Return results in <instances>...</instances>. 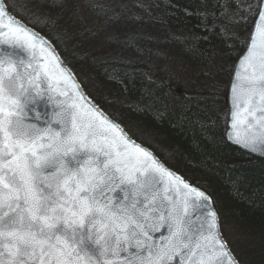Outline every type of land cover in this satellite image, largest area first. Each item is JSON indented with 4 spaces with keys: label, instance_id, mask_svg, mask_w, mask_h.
<instances>
[{
    "label": "snow or ice",
    "instance_id": "snow-or-ice-1",
    "mask_svg": "<svg viewBox=\"0 0 264 264\" xmlns=\"http://www.w3.org/2000/svg\"><path fill=\"white\" fill-rule=\"evenodd\" d=\"M223 7L255 17L226 136L264 154V0ZM33 18L27 0L0 4V264H239L210 197L69 84Z\"/></svg>",
    "mask_w": 264,
    "mask_h": 264
},
{
    "label": "trees",
    "instance_id": "trees-1",
    "mask_svg": "<svg viewBox=\"0 0 264 264\" xmlns=\"http://www.w3.org/2000/svg\"><path fill=\"white\" fill-rule=\"evenodd\" d=\"M27 2L36 18L24 23L51 41L88 97L211 197L239 264H264V158L228 143L222 120L255 17L239 22L226 0H73L89 16L70 20L67 0ZM175 62L193 71L188 81L172 72ZM172 81L181 93L170 98ZM235 231L245 239L240 253L229 239Z\"/></svg>",
    "mask_w": 264,
    "mask_h": 264
},
{
    "label": "water",
    "instance_id": "water-1",
    "mask_svg": "<svg viewBox=\"0 0 264 264\" xmlns=\"http://www.w3.org/2000/svg\"><path fill=\"white\" fill-rule=\"evenodd\" d=\"M3 3V0H0V4ZM255 22V18H254V21H253V24ZM26 24V23H25ZM253 24H252V27H251V30H250V33L252 32V28H253ZM30 29H32L33 31H35L39 36L43 37V39L47 42V45H49L52 49L55 50V53L57 54V56L59 57L60 61L62 62V67L65 68L70 74H71V80L69 81V84H71L72 82H75L76 85H78L79 89L85 94V92L83 91V88L81 86V84L79 83V81L77 80V78L75 77V75L73 74V72L71 71V69L66 65V63L62 60V58L60 57L59 53L57 52V50L55 49L54 45L45 37L43 36L41 33H39L38 31H36L34 28L30 27L29 25H27ZM249 33V34H250ZM244 52V50H243ZM243 52L241 53V55L243 54ZM240 55V56H241ZM239 56V57H240ZM238 57V58H239ZM237 63H238V59L236 60L235 64H234V67H233V70L231 72V76H230V79H229V82L230 80L232 79V76L234 74V71L236 69V66H237ZM229 85V83H228ZM89 104L95 106L96 108H98L101 112H103L111 121H113L114 123H116L117 125L120 126V128L123 130V132L131 138V140L135 141V143L139 144V145H142L143 147L149 149L148 147H146L145 145L141 144L140 142L136 141L135 139H133L126 131L125 129L116 121L114 120L112 117H110L107 113H105L103 110H101L95 103L92 102V100L85 94ZM226 103H227V107H229V96H228V88H227V93H226ZM42 113L43 112H46V111H49L50 109L45 107L44 105H41L40 106V109H39ZM222 120H223V124H224V129H223V134H224V137L226 139V141L228 143H230L231 145L235 146V147H238L239 149L251 154V155H254V156H257V157H261V158H264V154H261V153H254V152H251L243 147H241L240 145L234 143L232 140L228 139L227 136H226V129L229 127L228 125L225 124V121H224V117H222ZM154 155L155 153L149 149ZM156 156V155H155ZM157 157V156H156ZM158 158V157H157ZM159 159V158H158ZM159 161L165 165L160 159ZM169 170H171L173 173L179 175L180 177H182L180 174H178L177 172L173 171L171 168H169L167 165H165ZM185 181H187L190 185H192L193 187L199 189L200 191H203L201 188L197 187L196 185L192 184L191 182H189L188 180H186L184 177H182ZM208 197H210L205 191H203ZM210 200H211V203L213 205V202H212V199L210 197ZM214 206V205H213Z\"/></svg>",
    "mask_w": 264,
    "mask_h": 264
},
{
    "label": "rangeland",
    "instance_id": "rangeland-1",
    "mask_svg": "<svg viewBox=\"0 0 264 264\" xmlns=\"http://www.w3.org/2000/svg\"><path fill=\"white\" fill-rule=\"evenodd\" d=\"M75 3H73V0H67V6L65 7V12H67L68 14V18L71 20L73 17H78L79 19H83L84 17H86L88 14H85V15H81L80 12L76 11L75 9ZM89 16V15H88ZM36 30V29H35ZM37 31V30H36ZM39 32V31H38ZM40 33V32H39ZM93 39V38H92ZM93 45L90 46V49L92 48ZM103 47H106L105 44H102L100 46H98L99 49H103ZM94 51H99V50H94ZM101 52V51H99ZM181 65V66H180ZM172 67H176L172 70V72L174 71V73H177L180 77H183V80L184 81H188L187 79V76L189 75H192L193 74V71L192 70H189L188 66L187 65H183L181 64L180 62H175L174 64H172ZM78 76L79 77H82V74L80 72V70H77L76 71ZM173 73V75H174ZM92 74L91 71H89V76H90V79L92 80L91 76L90 75ZM152 74L156 77V76H161V75H164L163 72L161 70H155V71H152ZM188 74V75H187ZM77 76V75H76ZM85 79V86L86 88L88 89V91L94 95V93L90 90V88L86 85V81L87 79ZM173 83H171V90L169 92V96L170 98H173L174 97V92L176 93H181V88L178 87V85L175 84L174 81H172ZM129 130H131V128H129ZM237 232L235 231V233H230L229 232V239L231 240V242L233 243V246H234V249L236 251H238V253H240L239 249L241 247V245L243 244V240L244 239V236H241V234L237 235L236 234ZM260 248V247H259Z\"/></svg>",
    "mask_w": 264,
    "mask_h": 264
}]
</instances>
